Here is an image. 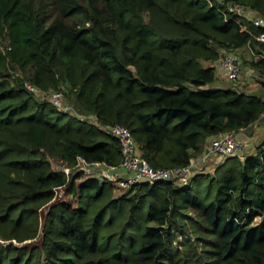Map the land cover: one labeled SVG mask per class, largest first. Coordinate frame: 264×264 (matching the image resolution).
<instances>
[{"label": "trees", "instance_id": "obj_1", "mask_svg": "<svg viewBox=\"0 0 264 264\" xmlns=\"http://www.w3.org/2000/svg\"><path fill=\"white\" fill-rule=\"evenodd\" d=\"M223 1L0 0V264H264V138L187 183L121 191L75 170L120 165L108 125L167 169L264 117V96L213 86L211 64L246 47L264 74L263 29L225 4L264 16V0Z\"/></svg>", "mask_w": 264, "mask_h": 264}, {"label": "built area", "instance_id": "obj_2", "mask_svg": "<svg viewBox=\"0 0 264 264\" xmlns=\"http://www.w3.org/2000/svg\"><path fill=\"white\" fill-rule=\"evenodd\" d=\"M228 8L235 10L245 18L253 22L254 25L261 27L263 30L256 37L257 40H264V16L257 15L255 12L247 9L243 5L225 3ZM234 5V6H233ZM219 68L223 71L227 79L239 78L243 72L241 69V59L237 52H227L218 61ZM30 87V86H29ZM35 89L34 87H30ZM45 96L57 106L59 109L67 111L70 107L64 101L62 92L54 91L45 93ZM70 109V108H69ZM94 118L91 115H80V118L85 119ZM106 128L112 132L119 139L121 144L122 161L118 167L106 165L103 162H90L82 161V163L90 166L91 168H98L101 171V175L114 182L121 190H127L130 186L139 182H154L156 180H173L176 183H187L190 177L196 172L201 171L200 163L215 154L220 155H234L236 150L241 144V138L235 135V132H224L222 134L213 137L208 149L199 157L190 159V162L185 166H177L167 169L153 168L147 160L139 153L135 142L130 134V131L122 125H108ZM77 162V163H78ZM76 163L75 170H80L82 166ZM101 169H100V168ZM69 168V169H68ZM199 168V169H197ZM66 169V170H65ZM64 171L69 174L71 172L70 167H65ZM84 169V168H83ZM119 170L125 173V176L119 175ZM59 186L56 190L55 196L62 197L63 190ZM60 192L58 193V190Z\"/></svg>", "mask_w": 264, "mask_h": 264}, {"label": "rangeland", "instance_id": "obj_3", "mask_svg": "<svg viewBox=\"0 0 264 264\" xmlns=\"http://www.w3.org/2000/svg\"><path fill=\"white\" fill-rule=\"evenodd\" d=\"M5 48V47H4ZM240 56V59L242 61L241 64V69L243 71H246L245 74H241V76L236 80V81H229L227 80L226 76L224 75L223 71H218L217 70V79L218 81L216 82V85H224V86H235L237 89H243V90H248L250 89L249 86H251L252 84L257 85V87H259L260 89L256 90V91H252V92H259L261 93V96H264V90L262 89V82H264V74L257 72V70H255L254 68L251 67L250 62L252 60V53L251 50L249 48H241L236 50ZM224 52V50H222V53ZM220 55V56H221ZM220 58V57H219ZM218 61H215L211 64L215 65L216 67L219 68L218 65ZM204 64H207V62H204ZM220 69V68H219ZM16 71H18V69H15ZM256 71V72H255ZM17 72L14 73V75ZM263 74V75H262ZM246 87H248V89H246ZM37 98H42V95H36ZM66 101L69 103V99L66 96ZM69 108H74L72 107H68ZM76 114H79L75 109H74ZM92 121L95 122L94 118H90ZM264 124V117L260 118L258 121H256L255 123H253L251 126H249L248 128H245L239 132H235V135L237 137L241 138V144L239 146V148L236 150L235 154L240 156L241 158L249 153H252L255 151L256 146L263 140L264 138V128L260 127ZM216 137V136H215ZM213 138V137H212ZM211 138L208 141L207 144V148L210 146L211 143ZM223 155L220 154H215L212 155L211 157H209L208 159H206L204 162H201L200 165L202 168L201 171L204 172H209L212 173L214 167L217 165V163L220 162V160L222 159ZM196 158V157H194ZM199 158V157H198ZM81 159L80 157H78V160ZM53 166L58 168L59 166L63 167V169H65L66 166H62L59 161H53ZM80 166H82L85 173H90L92 172V168L90 165H86L84 163H82L81 161H79L77 163ZM100 168V167H99ZM69 169V168H68ZM101 169V168H100ZM199 169V168H197ZM66 170V169H65ZM119 175L120 176H125V173H123L122 170H119ZM77 181H80V179H78ZM63 190V188H61ZM120 190H117V192H119ZM123 191V190H121ZM60 192V189L58 190V193ZM64 194V192H63ZM64 198H66V200L70 201L72 199L71 195H64ZM75 200H73V204H75Z\"/></svg>", "mask_w": 264, "mask_h": 264}, {"label": "crops", "instance_id": "obj_4", "mask_svg": "<svg viewBox=\"0 0 264 264\" xmlns=\"http://www.w3.org/2000/svg\"><path fill=\"white\" fill-rule=\"evenodd\" d=\"M245 72L246 71H243L242 72V74H245ZM218 81V79L215 81V83L213 84V86H221V87H225L224 85H216V82ZM250 87V89H248V87H246V89H248L247 90V92H249L251 89H255V90H258V89H260L259 87H257V85H255V84H252L251 86H249ZM258 121V120H257ZM260 127H263L264 128V124L262 125V126H260ZM210 139V138H209ZM209 139H208V141H209Z\"/></svg>", "mask_w": 264, "mask_h": 264}, {"label": "clouds", "instance_id": "obj_5", "mask_svg": "<svg viewBox=\"0 0 264 264\" xmlns=\"http://www.w3.org/2000/svg\"><path fill=\"white\" fill-rule=\"evenodd\" d=\"M218 1H220V2H222V3H224V1L223 0H218ZM50 100V99H49ZM215 137V136H214ZM212 139V138H211ZM181 184V183H180Z\"/></svg>", "mask_w": 264, "mask_h": 264}]
</instances>
